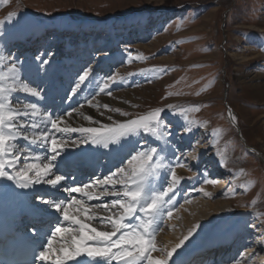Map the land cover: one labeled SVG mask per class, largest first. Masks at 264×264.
<instances>
[{
	"label": "rangeland",
	"instance_id": "1",
	"mask_svg": "<svg viewBox=\"0 0 264 264\" xmlns=\"http://www.w3.org/2000/svg\"><path fill=\"white\" fill-rule=\"evenodd\" d=\"M9 14H14L12 19ZM0 21H4L0 24V55L5 57L0 72L15 64L17 68H34L37 78L52 79L63 65L65 71L74 73L64 94L69 101L73 95L68 90L75 86L78 74L92 69V83L83 85L77 95L82 99L76 104L73 120L96 127L163 108L172 135L168 145H159L165 149L161 154L167 157L166 164H174L175 157L183 153L185 165L176 169L183 171L180 176L185 179L174 206L182 198L183 203L194 187L193 199L220 208V215L206 232L211 244L234 231L241 236L240 254H245V260L251 255L248 247L256 248L252 237L264 244V0H7L0 2ZM40 27L45 29L44 35L37 38ZM177 41L180 43H174ZM137 56L147 59L138 60ZM41 59L50 63L41 64ZM113 59L120 60L118 65L104 69L103 61ZM153 68L166 71L149 82L144 73ZM110 76L122 78V82L111 85V96L96 95L93 104L99 107L89 106L86 100L96 91L95 83ZM20 79L30 86L35 83ZM13 100L22 106L26 99L23 93H14ZM104 104L128 116L109 112ZM168 105H198L200 110L188 116L204 126L185 131L183 117ZM77 139L81 143L84 135ZM145 140L155 146L147 136L114 143L115 149L124 144L127 150L118 157V167L127 165L130 149L145 147ZM188 160L194 163L193 168H186ZM216 169L224 173L222 179L213 176ZM205 177L218 183L203 184ZM195 178L201 183H193ZM199 187H211L207 191L211 195L206 197ZM240 211L245 213L244 219ZM191 217L185 224L179 216L178 223L188 228L203 218L196 204ZM163 219V225L168 223ZM254 261L264 262V250L256 251Z\"/></svg>",
	"mask_w": 264,
	"mask_h": 264
},
{
	"label": "snow or ice",
	"instance_id": "2",
	"mask_svg": "<svg viewBox=\"0 0 264 264\" xmlns=\"http://www.w3.org/2000/svg\"><path fill=\"white\" fill-rule=\"evenodd\" d=\"M0 2L6 3L7 0ZM13 15L9 14L8 18L12 19ZM3 23L4 21H0V24ZM174 43L178 44L180 41ZM4 59L5 57L0 55V64ZM136 59L143 60L147 57L137 56ZM128 62H132L131 53L128 54ZM40 63L48 64L50 61L41 59ZM91 71L92 69H87L82 75L78 74V79L74 81L75 86L68 90L73 97L79 94L83 85L92 83ZM164 71L166 69L153 68L144 75L151 82ZM121 82L122 78L117 79L116 76L96 82V91L87 98V104L99 107L98 104H93L96 95L111 96V85ZM14 93L41 97L38 87H31L30 83L20 79V70L15 64L6 72H0V178L13 181L21 188L44 184L53 189H62L63 193L67 194L55 199L39 198L41 204L54 209L62 219H57L54 226L50 224L46 241L37 242L41 250L36 253L34 259L51 261L52 264H67L68 261H77V258L84 260L85 264H170L173 254L189 240L193 230L190 229L170 250L157 246L156 233L160 231L159 224L165 211L169 218L173 216L171 208L166 210L165 206L174 205L175 195L185 179L176 172L177 168L185 167L181 160L183 153L180 157H175L174 164H166L167 157L161 154L165 149L159 145L161 142L168 145V137L172 135L170 125L162 116L164 109L155 108L146 115L106 127H70L65 117H73V113L77 111L75 107L71 112L62 111L59 114L50 113L47 109L41 112L36 103H24L19 106V101L13 100ZM102 107L109 112L128 116V113L112 109L108 104ZM167 108L183 117L185 131L191 132L193 126H204L188 116L189 112L200 110L198 105L189 108L168 105ZM228 114L235 122L236 117L231 109ZM29 116L33 118L30 122L25 119ZM36 117L40 119L37 120ZM86 118L92 120L91 116ZM109 119L112 117L109 116ZM70 133L84 135L81 143H87L90 138L91 143L105 148L111 143H120L125 138L140 136L151 137L155 146L145 140V147L133 146L130 149V158L124 167H117L115 172L102 179H90L78 186H67L62 182L68 177L59 172L56 161L62 158L68 147L76 146V141L66 138ZM20 139L27 141L29 145L46 149L47 154L20 145ZM217 155L221 156V164H225L223 155L220 152H217ZM22 158L28 162H23ZM21 163L22 166L18 167ZM161 179L163 184L160 183ZM202 183L215 185L218 181L205 177ZM117 185L120 187L117 188ZM198 191L206 197L211 195L204 191L203 187ZM74 193L78 194L79 198L73 195ZM106 196L114 199L96 205L89 203L102 200ZM185 202L188 203L187 200ZM41 211L47 214L46 210ZM104 213L107 215H103ZM133 220L136 222L133 223ZM93 222L103 227L93 226ZM36 231L39 236H45V232L40 228ZM55 241H59L61 246L54 252ZM155 252H160L161 255L154 257ZM248 259L251 260V256Z\"/></svg>",
	"mask_w": 264,
	"mask_h": 264
},
{
	"label": "bare ground",
	"instance_id": "3",
	"mask_svg": "<svg viewBox=\"0 0 264 264\" xmlns=\"http://www.w3.org/2000/svg\"><path fill=\"white\" fill-rule=\"evenodd\" d=\"M44 31L45 29L40 27L37 31V38H41V36L44 35ZM119 61L120 60L115 61L114 59L112 61H103L104 63L103 67L106 70H110L116 67ZM62 66H60V69H59L60 72L58 71L56 72L58 76L54 75L55 77L52 79L47 78V76L46 77L41 76L37 78L38 75L36 74L35 69L32 67H29V69L25 67L18 68L20 70V77H22L23 79L27 81L32 80L35 82L34 84L32 83L31 87L33 86L43 87V89L40 88V92H41L40 98L32 97L30 95L23 93L26 99L25 103H36L38 107L41 109V112H43L44 109H47L48 112L50 113H57V114H59L62 111L69 112L70 109L67 110L68 103H65L64 100L61 99V97L64 96L66 92L65 90L68 87V83L73 80L74 73H69L65 71L62 68ZM25 119L30 122L33 118L29 116V117H26ZM36 119L39 120L40 117H36ZM65 119L70 127H96L95 125H92V123L85 124V123H82V121L75 122V119L73 120V117H65ZM80 135H81L80 133H70L66 137V138H70L71 140L76 141V146L68 147L66 152L63 153L62 158H58V160L56 161V163L59 165V172L62 174L67 173V167L75 159H78L81 161H86L88 159H91L95 161V164L102 163L103 168L101 167V170L103 171V174L107 172V174H104V176L109 175L113 167L116 166L114 165V160L117 157L115 155L117 154V152H119L120 149H121L120 150L121 152L123 150V147L121 148L118 147L115 149L116 145L114 143L109 144L107 148L103 146H98L91 142L87 144L79 143L78 139L77 140L75 139L78 138ZM18 143L25 147H31L33 148L34 151L39 152L41 154H47L46 149L39 148L35 145H29L28 142L23 139H20ZM22 161L28 162V161L23 160V158H22ZM19 166H22V163L19 164L18 167ZM193 167H194V163L191 160H188V165L186 166V168L190 169ZM115 169H114V172H115ZM9 171L11 172L12 170L9 169ZM180 174H183V171L178 170L177 175L180 176ZM77 178H79L78 181L80 183L88 182L87 179L81 176ZM70 182L63 181L62 184L67 185V186H72ZM193 183L200 184L201 180L198 178H195ZM117 188H119V185H117ZM200 188L201 187H199V189ZM203 188H204V191L207 192L209 188L211 187L209 188L203 187ZM190 189H194V190H192L190 193L189 191L187 192L188 197L184 199L183 203L175 202L177 203V205L176 204L175 206L173 205L174 207L171 205L165 206L166 210L169 207L172 210L175 208V210L173 211V216L171 218L167 216V211H165L161 219V222H160L161 226L159 224V228L161 227L160 231H158L156 234L157 246L159 248H167L168 250H170L175 244L179 243L180 240L183 239L185 235L188 234V231L190 229L193 230V235L189 238V240L185 241V244L180 249H177L176 253L173 254V257L170 263L172 262V264H175V262H177L178 264H185L189 261V259H192L193 257H195V255L200 253V251H203L204 249L211 250L212 247L216 248L217 245L223 243V244H226L225 246L229 247L230 250L228 249L227 253H223V254L220 253V255H218V258L217 257L215 258L214 255H212L211 260L214 262V264H227L226 263L227 258L224 259L223 261L221 258L220 262L219 263L217 262V260H219V257L222 255L228 256V257L233 256V258L235 257V259L233 260V264H243V262L245 264H264V262H260V261L251 262V260H253V256L256 253V251L264 250V244L261 242V240L255 237H252V239L257 244L256 248L253 250L251 247H248V251H247L248 254L251 253L250 255L251 260L249 259L245 260L243 257L245 254L244 253L240 254L241 236L239 237V234L237 235L234 231L228 233L226 237L225 236L218 237L217 241L214 244H211L208 241L206 232L209 228V225L212 223V221L218 218V216L220 215V208L215 207L211 202H207L206 204H203V199L201 198L193 199L192 195L195 193V188L192 187ZM37 193L42 194V196L44 195V199L47 198V200L55 199V198L61 197L62 195H67L66 193H63L62 189H53L51 186H48V185L38 184V185H32L29 188H21L18 185H16L15 182L13 181L0 178V205L3 206L4 208L9 209L15 215H26V216L30 215L31 217L36 218L40 220L41 222L46 221L48 223L54 224L56 223L57 219H62L60 217V214L57 213L54 209L50 208L49 212H47V205L42 204L43 207L42 206L32 207L28 205L27 203L28 198L32 196L33 194H37ZM48 194H51V195H48ZM73 195H77L79 198L78 194L74 193ZM111 199H114V197L106 196V197H103L102 200H93V201H90L89 203L96 205V204H100L102 201L107 202V201H110ZM186 200L188 201V203L185 202ZM195 204L197 207H199L203 211V218L200 221L193 222V224H191L190 227L188 228L185 225L178 223L179 216H181L184 219V223L187 218L188 219L192 218L191 216H192L193 208L195 207ZM206 207H208V212H206L207 211ZM41 210H46L47 214H44V211H41ZM238 214H241L243 219L245 218V213L243 211H240ZM103 215H107V214L104 213ZM164 217L167 218L166 222L168 223L163 225L162 220ZM23 222L27 223L25 218H23ZM132 222L135 223L136 221L133 220ZM62 223H65V222H62ZM93 226L103 227L102 225L96 224V222H93ZM60 246H61L60 242L55 241L53 244L54 252H55V249H58ZM232 247H234V250L231 249ZM209 250H207L205 253L202 254L203 258L204 257L208 258L207 256L210 252ZM160 255H161L160 252L153 253L154 257H159ZM201 261H203V259H201ZM70 262L71 261H68L67 264H69ZM201 263L202 262H200L199 264ZM38 264H52V262L42 261Z\"/></svg>",
	"mask_w": 264,
	"mask_h": 264
}]
</instances>
